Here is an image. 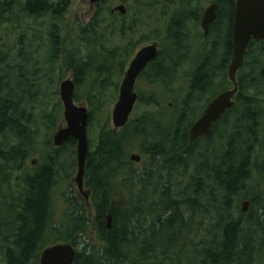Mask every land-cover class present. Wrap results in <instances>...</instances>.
Returning <instances> with one entry per match:
<instances>
[{"label":"trees","instance_id":"trees-1","mask_svg":"<svg viewBox=\"0 0 264 264\" xmlns=\"http://www.w3.org/2000/svg\"><path fill=\"white\" fill-rule=\"evenodd\" d=\"M73 1H0V28H21L23 16L43 20L41 28L24 29L15 61L0 51V240L7 241L0 249L5 264H40L43 250L57 243L75 247L74 264H259L264 258V201L259 190L264 187V41L249 46L235 107L210 136L194 143L189 138L207 104L232 86L228 69L236 0H213L217 18L207 36L199 32L203 10L190 11L187 4L172 16L157 43V58L140 79L149 75L151 84L165 92L182 81L184 96L168 107L169 114L159 109L164 100L160 94L139 95L138 103L158 109L119 131L103 128L96 148L89 150L85 184L91 190L101 246L86 237L88 211L76 196L66 192L63 218L54 221L56 189L61 180L68 181L70 169L78 168L77 141L55 148L50 139L44 152H52L30 166L41 131L54 133L62 119V103L51 113L45 109V79L64 57L78 91L76 102L82 101L79 92L85 89L91 106L100 103L108 89H118L131 56L148 40L145 36L140 42H126L135 29L131 24L118 34L125 43L107 47L102 13L70 31L66 39L63 24ZM135 1H144L148 8L160 2ZM187 66L190 70L184 73ZM31 105H38L40 114ZM89 114L92 123L95 110ZM142 139L147 161L139 168L129 152ZM175 175L182 181L174 180ZM256 177L261 183L250 186ZM117 196L122 199L118 204ZM247 201L249 210L243 212ZM201 231V237L192 239Z\"/></svg>","mask_w":264,"mask_h":264},{"label":"rangeland","instance_id":"rangeland-1","mask_svg":"<svg viewBox=\"0 0 264 264\" xmlns=\"http://www.w3.org/2000/svg\"><path fill=\"white\" fill-rule=\"evenodd\" d=\"M1 1V0H0ZM213 3V0H160L159 4L156 7L148 8L145 4V2L137 3L135 0H74L72 3V6L70 7L68 13L66 14L65 21L63 24L64 32H65V38H68V35L70 31H75L77 27H80L81 25H86L91 22L92 18L95 15H98L99 13H102V17L105 18V28L107 30L105 43L106 46L109 48L117 47L121 44L122 41L118 39L120 30L123 28V26L134 24L135 29L132 31V34L128 36V42L129 40H134L135 42H140L141 37H147L148 40H145L139 45V47L136 49V51L131 56L129 62L127 63L126 70L128 68V65L132 61V59L135 57L136 53L143 47L148 46L150 44L159 43V41L164 37L163 34L165 33L167 24L171 21L172 16L177 14V11L181 10L182 8H185L188 4V8L190 11H205V9L210 6ZM124 5L127 13L126 15L122 16L120 13H112L114 9L117 6ZM22 16H19L21 18ZM43 20L40 21H34L32 19H27L25 16H23V20L20 22L19 29L14 28L11 24H6L0 28V51L6 52L9 55V59L11 61H15L16 55L18 54V50L20 48L18 38L22 35L23 31L27 27H33V28H41L40 24ZM199 32H203L201 30V27L199 28ZM115 35V36H113ZM118 35V36H117ZM117 36V37H116ZM145 37V38H146ZM158 39V40H157ZM125 43V42H122ZM15 58V59H14ZM59 64L56 65L55 71L53 74H51L48 78L45 79V88L47 92V96H45V109H47L48 112L54 111L56 108L58 102H61L60 98V85L63 81L67 79H73V73L71 70H69L65 63H64V57L58 62ZM0 64H3L0 62ZM3 65H0V70ZM190 66L185 68L186 73ZM149 75H146L145 78L139 79L137 83V93L140 96L147 97L150 96L152 93L156 92L160 94V98L164 99L162 101V105L159 109L165 110L166 113L170 114V111L168 110V107L172 109L174 107V100L178 101L184 96V91L186 89V86H183L184 83L182 81L179 82V84L175 87H173L172 91L165 92L161 89H158L155 85H152L151 82L148 79ZM124 77V76H123ZM123 77L119 80V87L116 90L115 87H112L111 89H108V91L103 95L101 98V102L94 103L92 106L86 101V90L82 89L79 92V95L82 97V101L77 102V104H84L88 107V110H95V119L91 123H89L88 126V136H89V143H90V149L94 150L98 143V137L100 132L103 128H110L111 130H114V125L112 121V114L115 105L118 102L119 99V93H120V86L123 80ZM186 78V76H185ZM118 82V79L116 80ZM230 88V86L228 85ZM77 91V90H76ZM78 92V91H77ZM97 107H99L97 109ZM30 109L35 112L36 115L40 114L41 108L36 106H30ZM158 108L155 106H148L145 104L137 103L135 110L130 118V121L135 120L137 117L142 116L143 114L154 112ZM129 121V122H130ZM66 124L64 122L63 117V105H62V119L61 121L56 125V129L54 133H45L41 131L40 138L38 139V147L37 153H33L29 159L30 166L34 167L37 166L38 163L42 160V157H44V154L50 153L44 152V147H47L46 143L51 139L52 145H53V137L56 134V132L59 130V128L64 127ZM109 125V127H107ZM13 141V140H12ZM147 144H145L144 140L138 141V144L131 148L129 152V157L133 154L140 155L142 157V161L140 163H135V166H143L146 158L144 155H142L141 150L145 148ZM53 147V146H52ZM48 148V147H47ZM263 155H260V159ZM144 159V160H143ZM36 161L35 165L32 164V161ZM147 161V160H146ZM69 164H66L65 166H68ZM71 166V165H69ZM188 166H191V164L188 162ZM192 166L189 168V174L192 171ZM78 168L73 171L70 169L68 171L69 176L68 181H60L59 186L56 189V195H55V210H54V221H59L62 219L64 214V195L66 192L70 196H76L78 200H80L87 208V227H86V237L90 240V242L96 246H101V244L98 241L97 233L95 229V211L93 209V206L91 204V197L89 200L85 198L83 194H81L78 184L76 183L75 179L77 177ZM180 178L179 175L174 176V180ZM185 178L183 177V180ZM182 181V178H180ZM187 181V180H186ZM184 182V184L186 183ZM259 183H261V179L259 177H256L250 184V186H259ZM263 186L260 187V191L262 193L261 199L264 201V191ZM84 191L91 196V190L89 187L84 186ZM253 192V191H252ZM116 203L122 202V199L120 201V196L116 197ZM249 210V209H248ZM203 235V231H201L200 235L194 233L192 236V239L201 237ZM3 242L0 240V244ZM1 247V246H0ZM4 250L0 249V264H5L4 261ZM189 256V255H188ZM262 256V255H261ZM259 264H264V258L263 260L258 261Z\"/></svg>","mask_w":264,"mask_h":264},{"label":"water","instance_id":"water-1","mask_svg":"<svg viewBox=\"0 0 264 264\" xmlns=\"http://www.w3.org/2000/svg\"><path fill=\"white\" fill-rule=\"evenodd\" d=\"M218 6L213 3L206 8L201 28L207 36L211 25L216 21ZM126 15L124 5L117 6L114 11ZM252 41H264V0H236L234 32L232 39L233 57L228 69V79L234 88L218 95L209 103L203 115L194 123L189 131L190 142L194 143L212 134L214 126L235 106V97L239 92L237 75L243 67L245 56ZM159 54L158 44H150L141 48L132 59L125 72L120 86L119 99L114 107L112 121L114 130L119 131L127 126L129 119L138 102L136 92L137 80L147 66L153 62ZM1 85V78H0ZM76 84L73 79H67L60 85V98L63 104V117L65 126L59 128L53 137L55 148L62 147L65 143L74 139L77 141L78 172L75 179L81 194L89 199V194L84 191V177L87 155L89 152L88 126L90 114L88 107L75 102ZM130 160L140 163L142 157L137 154L130 156ZM36 161H33L35 164ZM250 203L242 205L243 212H247ZM113 219L112 211L107 216L108 227L111 228ZM77 251L69 243L56 244L46 248L40 257V264H74Z\"/></svg>","mask_w":264,"mask_h":264},{"label":"flooded vegetation","instance_id":"flooded-vegetation-1","mask_svg":"<svg viewBox=\"0 0 264 264\" xmlns=\"http://www.w3.org/2000/svg\"><path fill=\"white\" fill-rule=\"evenodd\" d=\"M238 76H239V75H238ZM231 88H232V87H231ZM231 88H228V89H231ZM226 90H227V89H226ZM224 91H225V90H224ZM217 96H218V95H217ZM217 96H215V98H216ZM213 99H214V98H213ZM213 99H212V100H213ZM212 100H211V101H212ZM211 101H210V102H211ZM210 102H209V103H210ZM209 103H208V104H209ZM208 104H207V106H208ZM207 106H206V107H207ZM206 107H205V109H206ZM205 109H204V111H205ZM204 111L202 112V114L204 113ZM202 114H201V116H202ZM0 205H1V204H0ZM1 241H2L3 243L7 242V241H3V240H1Z\"/></svg>","mask_w":264,"mask_h":264}]
</instances>
